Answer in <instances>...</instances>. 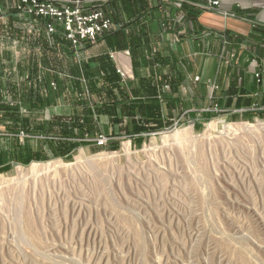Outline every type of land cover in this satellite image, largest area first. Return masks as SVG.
I'll return each mask as SVG.
<instances>
[{
    "label": "rangeland",
    "instance_id": "374dc122",
    "mask_svg": "<svg viewBox=\"0 0 264 264\" xmlns=\"http://www.w3.org/2000/svg\"><path fill=\"white\" fill-rule=\"evenodd\" d=\"M15 3L0 5V264H264V118L98 132L99 87L57 72L60 34Z\"/></svg>",
    "mask_w": 264,
    "mask_h": 264
},
{
    "label": "crops",
    "instance_id": "0c3cea01",
    "mask_svg": "<svg viewBox=\"0 0 264 264\" xmlns=\"http://www.w3.org/2000/svg\"><path fill=\"white\" fill-rule=\"evenodd\" d=\"M8 1L16 0L0 5ZM205 4L105 0L115 30L77 48L56 35L57 72L99 87L95 130L141 140L178 120L264 118V0ZM127 67L130 78L121 75Z\"/></svg>",
    "mask_w": 264,
    "mask_h": 264
},
{
    "label": "built area",
    "instance_id": "2783aa9c",
    "mask_svg": "<svg viewBox=\"0 0 264 264\" xmlns=\"http://www.w3.org/2000/svg\"><path fill=\"white\" fill-rule=\"evenodd\" d=\"M15 2L17 10L44 19L48 33H59L74 48L94 41L114 27L101 8L105 0H16ZM218 6L219 0H206L207 9ZM121 75L124 76L123 71ZM104 140L105 138L99 136L97 142L103 144Z\"/></svg>",
    "mask_w": 264,
    "mask_h": 264
},
{
    "label": "bare ground",
    "instance_id": "6f19581e",
    "mask_svg": "<svg viewBox=\"0 0 264 264\" xmlns=\"http://www.w3.org/2000/svg\"><path fill=\"white\" fill-rule=\"evenodd\" d=\"M259 128L260 129H264V123H259ZM188 134H190V130H179L176 131L174 134L168 136V135H164L163 136V141H168L169 138L171 137V139L173 140H179L180 138L187 136ZM190 136V135H189ZM126 150H128V146L126 145ZM52 166L53 167V173L54 175L57 174V168L59 166H62L63 168L67 165H65L61 160H56V161H52V162H48L46 164H39L37 162H33L29 168L30 172L32 175H40L42 173H46V171L49 169V167ZM67 169V168H66ZM42 172V173H40ZM49 173V172H48Z\"/></svg>",
    "mask_w": 264,
    "mask_h": 264
},
{
    "label": "trees",
    "instance_id": "16d2710c",
    "mask_svg": "<svg viewBox=\"0 0 264 264\" xmlns=\"http://www.w3.org/2000/svg\"><path fill=\"white\" fill-rule=\"evenodd\" d=\"M15 140H16V139H15ZM1 146H2V144H1V138H0V151H1ZM57 148L59 149V151H58V152H54V153H55L54 155H61V154H64V153H63L64 151H62L61 146H57ZM60 149H61V150H60ZM12 151H14V148H13ZM18 153H19V154H17V156H16L18 159H20L21 161H23L24 159H26V158L23 157V156H25V153H24L23 149L19 148ZM33 159H35V157H34ZM29 160H30V158L27 160V162H28Z\"/></svg>",
    "mask_w": 264,
    "mask_h": 264
}]
</instances>
